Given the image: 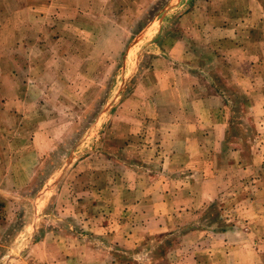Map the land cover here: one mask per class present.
Returning a JSON list of instances; mask_svg holds the SVG:
<instances>
[{
	"label": "rangeland",
	"instance_id": "1",
	"mask_svg": "<svg viewBox=\"0 0 264 264\" xmlns=\"http://www.w3.org/2000/svg\"><path fill=\"white\" fill-rule=\"evenodd\" d=\"M0 264H264V0H0Z\"/></svg>",
	"mask_w": 264,
	"mask_h": 264
}]
</instances>
